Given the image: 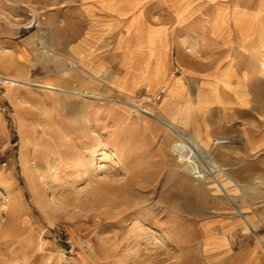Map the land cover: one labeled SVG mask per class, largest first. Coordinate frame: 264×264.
Here are the masks:
<instances>
[{"label":"rangeland","instance_id":"rangeland-1","mask_svg":"<svg viewBox=\"0 0 264 264\" xmlns=\"http://www.w3.org/2000/svg\"><path fill=\"white\" fill-rule=\"evenodd\" d=\"M111 1L0 0V264H264L257 239H264V197L239 196L252 202L246 209L261 223L244 232V218L215 179L197 185L191 171L178 166L172 146L180 138L153 117L107 97L148 109L154 106L144 98H157V110L188 134L180 122L190 120L193 98L188 95L170 111L168 97L176 90L169 85L153 94L146 88L115 90L111 76L118 68L97 74L80 51L75 58L67 52V38L102 19ZM161 10L162 0H150L140 11ZM33 35L34 45L28 42ZM115 36L100 39L108 45ZM42 38L66 66L77 61L84 67L64 76L55 60L47 69L38 62L45 54ZM30 44L42 51L36 54ZM76 72L101 81L80 80ZM75 73L85 86L66 85ZM24 80L96 91L103 98L51 92ZM250 88L260 98L252 102L256 113L258 103L264 108V85L263 95L256 85ZM249 123H256L255 116ZM222 169L216 173L223 180ZM218 220L230 223L216 225ZM83 239L93 243V251L82 247Z\"/></svg>","mask_w":264,"mask_h":264},{"label":"crops","instance_id":"crops-1","mask_svg":"<svg viewBox=\"0 0 264 264\" xmlns=\"http://www.w3.org/2000/svg\"><path fill=\"white\" fill-rule=\"evenodd\" d=\"M148 1L112 0L102 19L86 23L79 37L67 38V52L75 58L80 51L87 68L97 74L118 68L111 76L115 90L146 88L153 94L169 85L176 90L168 97L170 111L190 95L196 107L181 126L208 144L233 194L264 197V108L258 103L254 113L252 102L260 98H253L250 88L256 85L263 95L264 0H162L159 13L140 11ZM110 33L116 36L106 45L100 37ZM148 38L157 43L149 44ZM76 73L67 86H85ZM77 75L80 80L91 77ZM250 115L256 123H249ZM221 137L231 142L220 146L215 140ZM247 204L242 203L243 210L256 229L261 223ZM257 239L264 248V239Z\"/></svg>","mask_w":264,"mask_h":264},{"label":"bare ground","instance_id":"bare-ground-1","mask_svg":"<svg viewBox=\"0 0 264 264\" xmlns=\"http://www.w3.org/2000/svg\"><path fill=\"white\" fill-rule=\"evenodd\" d=\"M34 37H35V35H33V37H29L28 42L33 44L32 42H34L33 41ZM33 45H31V48L36 52V54H39V52L42 51V49L45 50L44 51L45 54L38 55V62H40L42 65H44L47 69L51 68L50 67L51 63L54 62L55 60H59L61 62L60 65L62 67H60V70L62 71V75H64V76L66 74H68V75L73 74V71L71 72V70H73L74 67H77V68L84 67L83 64H81L80 62H77V61L74 62L71 67L66 66L68 64L67 60L64 59L63 57H60L61 54L56 52L55 47H53L51 45V43L49 42V40H47L45 38H42V40H41L42 49L40 47V50H37L36 47H34ZM34 64H35V62H34ZM0 78L1 79L5 78L4 74H2L1 72H0ZM24 83L29 84V85H31V84L39 85V86L43 87L44 89H47L51 92L56 90L57 92L59 91V93L67 94L68 91L71 90L75 94H78L81 96H85V95L89 94L90 96H94L96 98H103L102 94L100 92H96V91H90L89 92V91L80 90V89H66L63 86H58V85L53 84V83H46V82L43 83V82H38V81L36 82L34 80H32V81L24 80ZM162 89L165 90V88H162ZM157 95H156V97H157ZM107 98L110 101L118 102V104H123L124 106H127L129 108H134L143 114H146L148 116L153 117L154 119L159 121L162 125H164L167 128L170 135L180 138L181 142H176L172 146V151H173V154H175V156H176L178 166L181 169L188 170V171L190 170L192 172L191 162L196 161V160L201 161L205 165L206 169L209 171V176H206L205 179H203V180L194 181L195 184L203 182V181L209 182V181H211L210 177L212 176L215 179V181L218 183L219 187L223 190V192H224L225 196L228 198V200L230 199L231 201H233V204L237 210V213L242 218H244V230L252 231L254 229V224L248 218H246V216L244 214V210L241 207V203L244 201V199L242 197L240 198L239 196L233 194L232 191L227 188L225 182L221 179V177L216 173L217 169L220 168L221 165H220L218 159H216V157L210 153L211 151L209 152L208 147H207L208 144L202 143L199 140V138L196 137L194 134H192V133L188 134V132L185 129L184 130L180 129L176 125V122L174 121L173 118L170 119L169 117L164 115L163 112H161L160 110L158 111L157 110L158 109V102L156 100L157 98L156 99H153L150 97L144 98L145 101L153 104V106H154L153 109H150V108L148 109L147 107H144L142 104H135L132 101L124 100V99L117 98V97L116 98L107 97ZM78 120H81V118H78ZM222 139H226V138H222ZM223 141H228V140H223ZM220 146H223V144H220ZM185 151H186V153H184ZM222 156H226V153H222ZM208 188L214 189L215 187L210 186ZM218 190H219V188L217 187V191ZM92 255L95 257L96 256L95 252H92Z\"/></svg>","mask_w":264,"mask_h":264},{"label":"built area","instance_id":"built-area-1","mask_svg":"<svg viewBox=\"0 0 264 264\" xmlns=\"http://www.w3.org/2000/svg\"><path fill=\"white\" fill-rule=\"evenodd\" d=\"M163 92H164L163 89L159 90L158 98H160ZM223 140H228V141H223ZM229 142H230V138H226V139L219 138L216 140L217 144H227ZM184 153H186V151ZM191 164H192L191 165L192 166L191 175L193 179L200 181V180L205 179L206 176H209V171L206 169L205 165L201 161L196 160V161L191 162ZM82 247L86 249L87 251H92L94 249L93 243L87 239H83Z\"/></svg>","mask_w":264,"mask_h":264}]
</instances>
